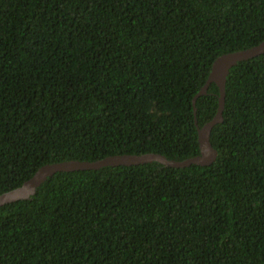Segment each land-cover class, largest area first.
<instances>
[{
    "label": "trees",
    "instance_id": "obj_1",
    "mask_svg": "<svg viewBox=\"0 0 264 264\" xmlns=\"http://www.w3.org/2000/svg\"><path fill=\"white\" fill-rule=\"evenodd\" d=\"M264 0H0V193L46 162L200 151L213 59ZM209 164L59 170L0 205V264H264V52L225 82Z\"/></svg>",
    "mask_w": 264,
    "mask_h": 264
},
{
    "label": "water",
    "instance_id": "obj_2",
    "mask_svg": "<svg viewBox=\"0 0 264 264\" xmlns=\"http://www.w3.org/2000/svg\"><path fill=\"white\" fill-rule=\"evenodd\" d=\"M264 52V38L256 44L251 46L223 52L217 55L210 66L208 75L204 83L200 86L198 91L192 97V103L195 110V100L200 94L207 92V88L211 82H214L218 87L217 96V108L214 115L205 121L201 126L198 125L195 118V124L197 126L198 141L200 151L197 154L185 157L183 159L168 158L161 152L146 151L141 153H114L105 155L101 158L92 160L88 159H65L61 161L46 162L40 165L34 173L25 179L21 184L3 191L0 193V205L14 201L21 198H28L36 190V187L43 181L48 175H52L59 170H75L86 168H98L103 165H118V164H137L142 162H148L157 160L163 164L170 166H185L191 163L197 164H209L211 163L217 154L216 148L212 145L209 139V134L212 126L222 120V111L224 107L225 99V82L228 71L231 66L236 64L239 60L246 59Z\"/></svg>",
    "mask_w": 264,
    "mask_h": 264
}]
</instances>
